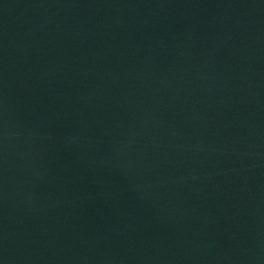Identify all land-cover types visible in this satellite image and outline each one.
Here are the masks:
<instances>
[{
	"label": "water",
	"instance_id": "obj_1",
	"mask_svg": "<svg viewBox=\"0 0 264 264\" xmlns=\"http://www.w3.org/2000/svg\"><path fill=\"white\" fill-rule=\"evenodd\" d=\"M0 264H264V0H0Z\"/></svg>",
	"mask_w": 264,
	"mask_h": 264
}]
</instances>
